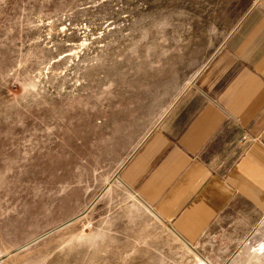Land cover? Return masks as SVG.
Returning a JSON list of instances; mask_svg holds the SVG:
<instances>
[{
	"label": "rangeland",
	"instance_id": "obj_1",
	"mask_svg": "<svg viewBox=\"0 0 264 264\" xmlns=\"http://www.w3.org/2000/svg\"><path fill=\"white\" fill-rule=\"evenodd\" d=\"M209 1L0 0V264H203L110 181L95 145L114 135L98 102L149 77ZM236 218L212 232L233 233ZM252 234L231 262L209 263L264 264V221Z\"/></svg>",
	"mask_w": 264,
	"mask_h": 264
},
{
	"label": "crops",
	"instance_id": "obj_2",
	"mask_svg": "<svg viewBox=\"0 0 264 264\" xmlns=\"http://www.w3.org/2000/svg\"><path fill=\"white\" fill-rule=\"evenodd\" d=\"M193 18L149 77L98 102L114 135L95 155L210 264L234 258L264 221V0H210ZM235 216L233 233L212 232Z\"/></svg>",
	"mask_w": 264,
	"mask_h": 264
},
{
	"label": "built area",
	"instance_id": "obj_3",
	"mask_svg": "<svg viewBox=\"0 0 264 264\" xmlns=\"http://www.w3.org/2000/svg\"><path fill=\"white\" fill-rule=\"evenodd\" d=\"M241 140L244 142V141L246 140V138H245V137H243Z\"/></svg>",
	"mask_w": 264,
	"mask_h": 264
}]
</instances>
